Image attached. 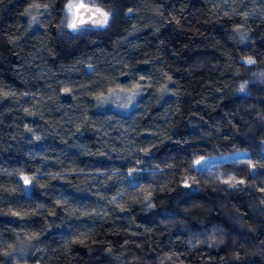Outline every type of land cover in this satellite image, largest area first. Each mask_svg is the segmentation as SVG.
Instances as JSON below:
<instances>
[{"label": "clouds", "instance_id": "obj_1", "mask_svg": "<svg viewBox=\"0 0 264 264\" xmlns=\"http://www.w3.org/2000/svg\"><path fill=\"white\" fill-rule=\"evenodd\" d=\"M68 2L29 0L21 13L27 17L21 36L44 29L45 35L40 37V41L41 47H46L54 29L55 41L61 49L78 50L84 45L90 48L101 45L105 43V37L112 43H131L129 38H137L136 34L149 28L151 34L159 38L160 29L172 21L176 27H181L180 19L174 13L164 15L162 4L145 3V0H83L91 8L102 10L106 14V22L104 16L88 13L83 23L77 22L76 28H70L66 11ZM204 2L211 6L202 13L199 22L202 27L211 25L213 28L223 22L222 36L218 40L212 31L202 32L200 29L194 34L202 36L206 46L215 50V61L194 55L190 60L184 58L188 66L182 68L174 61L170 62V57L161 59L159 53L140 61L150 65L152 71L141 69L149 72L144 76L137 73L132 83L138 84L139 89L134 96L130 92L128 97L132 96V99L122 105L127 111L118 114L127 116L137 111L145 101L144 93L151 89L148 102L164 109L169 116L168 122L153 131L151 139H139L136 132L133 140L122 142L120 148L104 144L96 152L88 151V155L104 156L105 161L100 163L111 165L96 169L93 179L97 174L102 177L97 187L106 189L112 181L114 193L109 196L96 192L95 195L105 204L103 208L90 210L73 208L67 200L57 199L55 204L65 215L59 224L46 222L44 225V230L62 225L75 228L69 245L78 243L89 253H99L107 264H190V256L205 264L203 257L212 253L216 254L210 256L215 259V264H264V51L259 50L264 45V32L261 31L264 29V0ZM122 25L124 35L113 39ZM16 27L19 30L21 26L18 24ZM257 33L262 37L259 43ZM20 38L9 42L15 44ZM165 51L160 49V53ZM171 57L180 60V53L173 49ZM154 60L159 66L152 64ZM77 63L84 74L98 76L92 62L81 58ZM195 73H201L197 81L200 85L199 99L182 83ZM141 80L145 83L141 84ZM80 93L89 94L86 85H81ZM31 95L34 94H18L0 88V98L11 96L19 101L23 96ZM59 95L54 89L47 99L58 101ZM44 103L45 97L41 96L39 104L33 103L31 107H21L20 110L27 116L43 120L45 116L41 109ZM193 104L201 107L194 109ZM222 104L231 105L234 110L220 117L214 116L213 113L222 111ZM186 105L187 116L184 111ZM201 112L207 113L210 119L204 120ZM198 115L199 121L189 118ZM177 116L179 120L172 119ZM234 118L239 120V124L233 122ZM81 119L91 125L86 115ZM181 121H186V136L175 141V151L180 155L177 156L175 151L158 155L164 142L178 136L173 129ZM45 122L52 124L50 120ZM23 127L32 133L33 141H41L48 131L37 133L28 124ZM75 127L79 130L81 125ZM125 131L135 132V128L130 126ZM188 137L195 142H188ZM182 140L184 147L181 148ZM237 154L239 158L234 159ZM214 159L231 162L211 169L204 166ZM62 175V172L48 174L49 180L59 179ZM31 184L41 188L49 186L46 181L35 177ZM29 187L24 186L26 194ZM238 205L246 206L247 211H241ZM194 209L199 211L194 213ZM137 211L143 213L149 222L158 221L157 229L144 228L141 232L119 228L105 230V233L120 236L123 243L113 244L102 238L100 229L112 221L116 213L127 214L129 224H135ZM213 212L215 216L211 215ZM80 216L95 217L100 221L99 227L80 231L79 225L66 224L73 218L78 221ZM42 234L22 229L13 242L0 243V257L3 258L0 264H27L24 257L28 250H43L39 247ZM180 248L184 250H178Z\"/></svg>", "mask_w": 264, "mask_h": 264}, {"label": "trees", "instance_id": "obj_2", "mask_svg": "<svg viewBox=\"0 0 264 264\" xmlns=\"http://www.w3.org/2000/svg\"><path fill=\"white\" fill-rule=\"evenodd\" d=\"M28 3L29 0H0V88L18 94H34L23 96L19 101L11 96L0 98V243L13 242L17 232L22 229L33 233L43 232L39 236V247L43 250H28L24 257L27 264H107L99 253H89L87 248L78 243L73 242L69 245L75 228L70 229L62 225L44 230V225L46 222L59 224L60 218L65 215L64 211L56 206L57 199L67 200V204L73 208L90 210L104 207L105 202L95 195L96 192L109 196L114 193L112 181H109L106 189L97 187L102 177L97 174L93 179L96 169L111 165L107 162L100 163L105 161L104 156L88 155L86 154L88 151L96 152L104 144L120 148L123 146L122 142L133 140L136 132L139 133V139H151V133L164 127L169 116L165 114L164 109L148 102L147 97L151 89L144 93L145 101L138 106V110L127 116L119 115L110 108H100L102 106L99 102L109 93H130L119 89L130 88L137 73L142 76L148 75L149 72L140 70L152 71V68L140 61L158 53L161 59L168 60L170 57V62L174 61L176 66L182 68L188 66L184 58L190 60L194 55L199 59L214 62L217 58L215 50L206 46L202 36L194 33L197 29L202 32L212 31L219 40L222 36L220 30L223 22L214 28L211 25L202 27L199 22L202 13L211 6L204 0H145V3L164 5V15L174 13L180 19L181 27H176L172 21L160 29L159 38L153 36L149 28L136 34L137 38H129L131 43H112L105 37V43L96 47L84 45L78 50H71L61 49L57 45L54 29L50 33L52 39L48 40L46 47H41L40 41V37L45 35L44 29H40L38 33L27 32L21 36L27 23V17L21 13ZM18 24L21 26L19 30L16 27ZM261 31L264 32V29ZM122 35L123 25L115 32L113 39ZM16 37L21 38L15 44L9 42ZM261 38L260 33H257L258 43ZM161 48L166 51L160 53ZM173 49L180 53V60L171 57ZM259 50L264 51V45H261ZM81 58L95 65L98 76L84 74L81 71V66L77 63ZM126 64L129 67H125ZM152 64L159 66L155 60ZM200 76L201 73H195L193 77L182 80L196 99H199L197 93L200 91V85L197 81ZM94 80L96 83H92ZM140 83L143 84L145 81L141 80ZM62 85L74 89L75 92L66 93ZM81 85L87 86L89 94L80 93ZM54 89L60 94L58 101L47 99ZM41 96L45 97L44 107L41 109L45 119L27 116L20 110L21 107H31L33 103L39 104ZM191 106L194 109L201 107L195 104ZM221 108L222 111L213 115L220 117L234 110L228 104H222ZM184 111L187 116V105ZM84 115L90 119L91 125L82 121L81 117ZM200 115H203L206 121L210 119L205 112H201ZM189 118L199 121L200 116ZM172 119L180 118L177 116ZM45 120L52 121V124H47ZM233 122L239 124L238 119L234 118ZM185 123L186 121H181L173 129L178 132V136L173 137L172 141L164 142L158 155L176 150L175 141L186 136ZM25 124L37 133H43L45 129L48 131L41 141H33L32 133L23 127ZM77 124L81 125L79 130L75 127ZM130 126L135 128V132L125 131ZM187 139L188 142H195L191 137ZM179 147H184L183 140ZM104 151L107 152L108 149L104 148ZM175 154L180 155L178 151H175ZM112 155L115 158V153ZM230 162L227 159L217 160L208 169ZM61 172L63 175L59 179L49 180V173ZM22 176L46 181L49 186L41 188L30 184L26 194L23 190L25 185ZM238 206L241 211H247L246 206ZM198 211L193 210L194 213ZM14 212L19 215H13ZM211 215L215 216L216 213L213 212ZM74 223L79 225L80 231L100 225L98 219L89 216H80L78 221L75 218L66 221L68 225ZM157 227L158 221L149 222L143 213L137 211L135 224H129L127 214L116 213L115 218L104 224L100 232L103 233L104 240L116 244L123 243V239L115 234L105 233L106 229L119 228L141 232L144 228L156 230ZM210 256L216 254L203 257L205 264H215V259H211ZM2 259L0 257V260ZM188 260L190 264H200L199 260L191 256Z\"/></svg>", "mask_w": 264, "mask_h": 264}, {"label": "snow or ice", "instance_id": "obj_3", "mask_svg": "<svg viewBox=\"0 0 264 264\" xmlns=\"http://www.w3.org/2000/svg\"><path fill=\"white\" fill-rule=\"evenodd\" d=\"M66 11H67V18L69 19V27L70 28H76L77 22L83 23L84 22V16L88 13H91L92 16H96L97 14H100L101 16L105 17L106 22V14L102 12V10L96 8L93 9L89 5L85 4L83 0H69L68 4L66 5ZM139 89L138 84H133L130 88H120L119 91H127L131 92L134 96L136 91ZM64 91L70 92V89H64ZM97 99H100V97H97ZM132 99V96L128 97V100L130 101ZM199 163V162H197ZM21 179L24 182V185H30L32 183V179L28 176H22ZM185 183H187V180H185ZM13 215H19V213H12Z\"/></svg>", "mask_w": 264, "mask_h": 264}, {"label": "rangeland", "instance_id": "obj_4", "mask_svg": "<svg viewBox=\"0 0 264 264\" xmlns=\"http://www.w3.org/2000/svg\"><path fill=\"white\" fill-rule=\"evenodd\" d=\"M130 93H109L105 98H103L100 102L99 105L102 106L100 108H110L118 113H125L127 110L122 107V105L128 103V95ZM132 108V105L129 104V109ZM239 155H237L234 158H238ZM217 160H212L207 162L204 166L206 168L212 167V165L216 162ZM219 161V160H218Z\"/></svg>", "mask_w": 264, "mask_h": 264}]
</instances>
